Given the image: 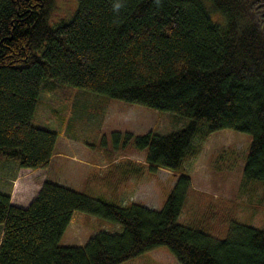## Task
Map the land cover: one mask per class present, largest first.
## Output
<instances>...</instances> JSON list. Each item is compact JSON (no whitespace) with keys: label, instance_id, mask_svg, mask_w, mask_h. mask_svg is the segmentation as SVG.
<instances>
[{"label":"trees","instance_id":"trees-1","mask_svg":"<svg viewBox=\"0 0 264 264\" xmlns=\"http://www.w3.org/2000/svg\"><path fill=\"white\" fill-rule=\"evenodd\" d=\"M53 1L0 0V156L21 168L48 166L57 132L34 123L45 79L192 121L167 134L127 133L152 172L179 174L161 209L50 180L28 206L0 190V264H119L158 246L181 264H264L263 229L233 222L217 238L178 220L191 187L183 161L196 135L250 133L243 175L264 180V0H78L69 20L51 24ZM75 210L123 231L64 245Z\"/></svg>","mask_w":264,"mask_h":264},{"label":"rangeland","instance_id":"rangeland-1","mask_svg":"<svg viewBox=\"0 0 264 264\" xmlns=\"http://www.w3.org/2000/svg\"><path fill=\"white\" fill-rule=\"evenodd\" d=\"M77 7L78 0H54L50 23L69 20ZM191 121L176 112L45 79L34 123L57 132L54 154L41 169L21 168L15 159L1 155L0 190L16 202L28 203L50 180L120 205L140 202L161 209L179 174L165 168L152 172L146 151L136 148L127 133L167 134ZM251 141L250 133L230 128L194 137L196 151L182 166L191 177V187L179 222L217 238H226L233 222L264 230V180L243 175ZM3 229L0 224V238ZM100 230L119 233L123 226L75 210L61 243L82 245ZM119 264L181 263L168 247L158 246Z\"/></svg>","mask_w":264,"mask_h":264},{"label":"crops","instance_id":"crops-1","mask_svg":"<svg viewBox=\"0 0 264 264\" xmlns=\"http://www.w3.org/2000/svg\"><path fill=\"white\" fill-rule=\"evenodd\" d=\"M31 169V168H30ZM37 169H41V168H37ZM41 187H42V185H41ZM40 190V189H39ZM38 190V191H39ZM33 199V198H32ZM32 199H30V201L27 203H25V202H23V203H21V202H16L15 200H12V198H11V200H12V202L14 203V204H16V205H20V206H28L29 205V203L32 201Z\"/></svg>","mask_w":264,"mask_h":264}]
</instances>
